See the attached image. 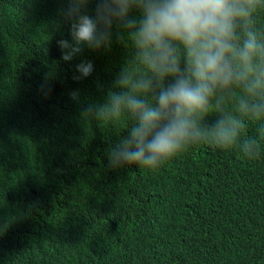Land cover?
I'll use <instances>...</instances> for the list:
<instances>
[{"label":"trees","instance_id":"1","mask_svg":"<svg viewBox=\"0 0 264 264\" xmlns=\"http://www.w3.org/2000/svg\"><path fill=\"white\" fill-rule=\"evenodd\" d=\"M60 7L0 0V264H96L99 248L116 258L99 264H264V150L248 161L200 145L158 171L109 168L132 119L102 128L80 112L102 100L98 83L107 88L126 49L114 31L110 52L57 63L56 40L70 38ZM81 59L95 70L74 81ZM260 136L256 123L242 133Z\"/></svg>","mask_w":264,"mask_h":264},{"label":"clouds","instance_id":"2","mask_svg":"<svg viewBox=\"0 0 264 264\" xmlns=\"http://www.w3.org/2000/svg\"><path fill=\"white\" fill-rule=\"evenodd\" d=\"M57 63H71L87 49L111 51L114 31L126 49L120 69L101 101L88 102L84 121L115 128L132 124L107 149L109 168L158 171L200 145L238 150L257 161L264 136L243 137L249 123L264 127V0H60ZM94 5L92 14L89 7ZM135 13V15H134ZM47 54L48 49H43ZM94 64L81 59L72 79L91 77ZM80 103L79 90L69 93ZM214 117L211 123L208 118ZM95 250L96 264L116 260Z\"/></svg>","mask_w":264,"mask_h":264}]
</instances>
